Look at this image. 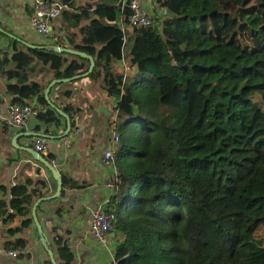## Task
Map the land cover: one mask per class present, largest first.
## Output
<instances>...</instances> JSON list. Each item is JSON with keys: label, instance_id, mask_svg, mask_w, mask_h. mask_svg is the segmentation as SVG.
Instances as JSON below:
<instances>
[{"label": "trees", "instance_id": "1", "mask_svg": "<svg viewBox=\"0 0 264 264\" xmlns=\"http://www.w3.org/2000/svg\"><path fill=\"white\" fill-rule=\"evenodd\" d=\"M61 1L69 7L63 19L78 28L69 42L95 58L88 76L102 79L117 101L111 119L120 182L106 209L124 234L118 264H264L257 236L264 228V0H155L164 18L127 30V42L119 0ZM56 47L29 53L15 46L3 54L13 68L0 71L11 81L12 102L36 99L46 123H60L43 92L50 83L30 79L29 65L40 61L57 79L90 67L89 59ZM124 61L134 67L126 76L116 66ZM64 111L72 116L70 107ZM44 157L51 162L53 155ZM32 183L18 180L8 204L0 179V216L7 205L10 216H28L13 234L31 226L35 197L46 196L45 182ZM63 187L78 183L63 177ZM58 242L61 264H72L66 242ZM24 246L19 238L17 248Z\"/></svg>", "mask_w": 264, "mask_h": 264}, {"label": "crops", "instance_id": "2", "mask_svg": "<svg viewBox=\"0 0 264 264\" xmlns=\"http://www.w3.org/2000/svg\"><path fill=\"white\" fill-rule=\"evenodd\" d=\"M87 1L77 0L76 3L85 4ZM141 1L151 12L160 11L155 0ZM68 9L69 7L66 10ZM30 13L29 0H0V27L3 31L0 35V71L13 68L12 63L3 62V54L11 56L15 46L30 53L29 48L44 45L36 38V35H33L27 25ZM54 27L60 36L61 45L67 47L70 44L71 47L76 48L69 42L68 37L71 33L78 31V28L68 25L62 15L56 20ZM116 66L125 68V61L117 62ZM133 70L134 67L129 66L126 71ZM118 71V68H114V72ZM27 73L30 79L40 82L42 86L57 79L54 78V71L47 70L40 61L29 65ZM10 82L6 74L0 73V97L4 100L0 104V179L8 188L6 195L8 204L11 199V187L18 180L31 179L33 183L30 189H33L39 181L45 182L46 186L43 188L45 197L53 195L57 189V181L51 171L36 159L33 152L26 148L25 150L16 148L12 144L14 135L19 132L4 121L8 106L13 103L14 98L7 90ZM95 84L99 85L98 89H95ZM43 89V92L46 91L44 87ZM95 91L101 96L96 103L93 102L97 96L94 97ZM69 92H71L70 97ZM49 98L58 109L51 104L48 109L51 111L54 109L60 123H46L34 116L29 127L22 131L25 132V136L20 137L18 143L32 148L29 145L30 138L43 135L44 128L51 127L53 132L48 137L49 154L57 160L58 166L55 167L62 177L77 182L78 187H63L60 197L45 200L38 206L37 215L47 238V245H44L42 235L35 224L32 208L31 226L16 234L11 233L10 229L21 227L28 216H10L13 210L10 205H7L6 214L0 216V236L5 248L17 250L20 253L18 257H13L7 252L0 253V264H46L47 261H51L49 250H52L56 262L61 264L64 261L57 245L59 240L66 242L65 244L71 250L72 264H118L116 251L124 239V234L117 230L109 245L104 246L98 243L89 232L91 210L111 198L113 189L108 186V183L119 174L115 164L105 159V153L111 147V140L115 134H118L115 123L111 119L113 114L115 116L113 106L116 99L108 96L102 79L95 81L89 76L55 84L50 90ZM67 107L71 108L72 116L69 111H64ZM98 110L101 112L100 115L96 114ZM61 111L72 120L69 134L66 133L67 119ZM77 127L80 128L79 132ZM39 198L40 196L35 197L32 207ZM107 204H104L105 208ZM19 238L25 240L23 248H17ZM48 240L52 243V247H49Z\"/></svg>", "mask_w": 264, "mask_h": 264}, {"label": "built area", "instance_id": "3", "mask_svg": "<svg viewBox=\"0 0 264 264\" xmlns=\"http://www.w3.org/2000/svg\"><path fill=\"white\" fill-rule=\"evenodd\" d=\"M31 13L27 18V25L32 30L33 35L44 44H56L57 46L64 47L61 45L60 36L57 34L53 21L60 17L63 12L68 8V5L63 3L61 0H29ZM120 8L119 26L124 33L123 40L127 42V30L135 27H148L152 24L154 19H163L165 10L160 8L158 12H151L146 8L141 0H119L118 3ZM125 69H129L126 66ZM106 71L103 70V73ZM125 71V76H126ZM122 89L123 86L121 85ZM117 101L115 100L114 104ZM115 115L117 110L113 106ZM40 111V104L37 100L32 99L25 105H19L11 103L7 109V115L4 117L5 123L17 132L24 131L31 123V119L37 116ZM97 115L101 112L98 110ZM80 128L77 127V132ZM44 134L34 136L30 138L29 145L42 154L48 156L50 152L48 137L52 135V128L45 127ZM49 134V135H48ZM120 137L115 134L111 140V147L105 153V159L113 162L115 157V145L119 142ZM51 163L54 166H58L56 159H51ZM120 182V178L117 175L114 180L108 183V186L115 190L116 183ZM110 199L102 203L101 206L91 210V217L89 220V232L91 236L98 241V243L108 246L114 237L116 232V221L117 216L115 212L105 208L104 204L109 203ZM7 252L13 257H18L19 251L5 248L3 241L0 236V253ZM118 263V260H116Z\"/></svg>", "mask_w": 264, "mask_h": 264}, {"label": "water", "instance_id": "4", "mask_svg": "<svg viewBox=\"0 0 264 264\" xmlns=\"http://www.w3.org/2000/svg\"><path fill=\"white\" fill-rule=\"evenodd\" d=\"M57 50L61 51V52H67V53H71V54H75V55H78V56H81V57H84V58H87L90 60V67H89V70L83 74H79V75H75L73 77H69V78H63V79H54L50 82V84L47 86L46 88V91H45V95L46 97L49 99V94H50V90L51 88L57 84V83H60V82H70V81H73V80H76L78 78H81V77H85V76H88L92 70L94 69L95 67V58L93 57V55L85 52V51H81L79 49H76L74 47H71L70 44H68L67 47H59L57 46L56 47ZM51 102V101H50ZM62 112V111H61ZM62 115H64L67 119V131L66 133L69 134L70 133V130H71V127H72V120L71 118L65 114L64 112H62ZM29 135V134H27ZM38 135V134H37ZM25 136V132H19L17 133L16 135H14L13 139H12V144L16 147V148H21V149H24L25 148L27 150H30L33 152L34 156L36 157V159H38L40 162H42L46 167L47 169H49V171H51L53 177L56 179L57 181V189H56V192L53 194V195H50V196H47V197H42V198H39L33 205L32 207V216L34 218V221H35V224L37 225L38 227V230L39 232L41 233V238H42V241L44 243V245H47V238L44 234V231H43V227L39 221V218H38V215H37V209H38V206L40 205L41 202L45 201V200H52V199H55V198H58L61 196L62 194V190H63V177L60 173V171L49 161L47 160L42 154H40L39 152L35 151L34 149L32 148H29V147H25L23 145H20L18 143V139L20 137H23ZM63 135H61L62 137ZM49 254H50V258H51V261H52V264H58L54 258V255H53V252L52 250H49Z\"/></svg>", "mask_w": 264, "mask_h": 264}, {"label": "rangeland", "instance_id": "5", "mask_svg": "<svg viewBox=\"0 0 264 264\" xmlns=\"http://www.w3.org/2000/svg\"><path fill=\"white\" fill-rule=\"evenodd\" d=\"M24 3H25V1H24ZM58 18H56L54 21H53V26L55 25V22H56V20H57ZM55 28V27H54ZM57 32V31H56ZM126 66H131V65H129V63H127V61H125V67ZM124 71H126V69L124 68ZM84 79V78H83ZM94 87H95V89H98V87H99V85L98 84H95L94 85ZM97 95V96H96ZM96 96V97H95ZM94 99H93V102L94 103H96L97 102V100H98V97H101L99 94H97V91H95V95H94ZM254 99L256 100H261V96H259V94H255V96H254ZM262 106H263V108H264V103L262 104ZM119 146V143H118V145H117V147ZM120 232V231H119ZM257 236L258 237H263L264 238V228H262V229H260V230H258V232H257Z\"/></svg>", "mask_w": 264, "mask_h": 264}]
</instances>
